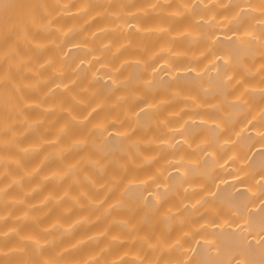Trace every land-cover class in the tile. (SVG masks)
<instances>
[{
  "label": "clouds",
  "instance_id": "obj_1",
  "mask_svg": "<svg viewBox=\"0 0 264 264\" xmlns=\"http://www.w3.org/2000/svg\"><path fill=\"white\" fill-rule=\"evenodd\" d=\"M0 264H264V0H0Z\"/></svg>",
  "mask_w": 264,
  "mask_h": 264
},
{
  "label": "bare ground",
  "instance_id": "obj_2",
  "mask_svg": "<svg viewBox=\"0 0 264 264\" xmlns=\"http://www.w3.org/2000/svg\"><path fill=\"white\" fill-rule=\"evenodd\" d=\"M257 155H260L259 153ZM254 160H255V157H254Z\"/></svg>",
  "mask_w": 264,
  "mask_h": 264
}]
</instances>
